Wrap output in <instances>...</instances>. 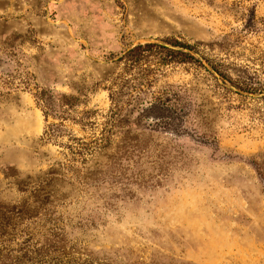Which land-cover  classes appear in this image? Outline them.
Here are the masks:
<instances>
[{
  "label": "rangeland",
  "instance_id": "374dc122",
  "mask_svg": "<svg viewBox=\"0 0 264 264\" xmlns=\"http://www.w3.org/2000/svg\"><path fill=\"white\" fill-rule=\"evenodd\" d=\"M165 38L264 82V0H0V264H264V94Z\"/></svg>",
  "mask_w": 264,
  "mask_h": 264
},
{
  "label": "trees",
  "instance_id": "16d2710c",
  "mask_svg": "<svg viewBox=\"0 0 264 264\" xmlns=\"http://www.w3.org/2000/svg\"><path fill=\"white\" fill-rule=\"evenodd\" d=\"M164 41L166 43H158V42L140 43L132 47L128 51H126L123 54V56H121L120 58V60L123 61L124 63L126 72L128 70L139 67L140 68L139 74H141L142 76L143 74H145L146 77H149L154 71L153 67L151 65H146L143 68L142 64L145 62L144 60L145 58L148 59L150 56L154 55L159 65H166L170 63L197 64L203 67L204 69H206L207 71H209L210 73L213 72V73H216L218 76H220L222 78L225 88L228 90H230V88L227 87L226 85L227 83L231 84L233 87H235L239 91H244V92H248L251 94H258V93L264 94V82H262L260 79L255 77L256 75L253 76L245 72L238 71V73H236V77H232L229 73L228 68L223 65L224 63L219 62V61L214 63V61L210 59V57L205 55L204 51H202L199 48V45L186 43V42L180 41L178 39H173V38H165ZM195 53L200 54V56H197ZM140 84L142 85V83ZM122 86H125V83H123ZM138 88L142 90L141 86H138ZM110 90H111L110 97L113 102V106L110 111H111V116H113V115L120 113L122 109L120 105V99L118 98V95L121 92L119 91V88L115 89L113 85L110 87ZM139 95H140V92H138L137 95H134V96L135 98H137ZM38 99H39L38 102L39 103L41 102L45 109V115L48 120L49 112H48V108L46 105L47 101H45V99H43L42 97ZM51 129L54 130V127L52 124H50L48 126V130L45 131L46 135L49 136L48 138H50L53 135V133L51 134ZM83 148H86V147H83ZM81 151L84 152L86 150L84 149ZM21 211L23 212V210ZM8 223L9 221H7V219L0 217V227H2V231H1L2 235H4V226ZM27 251H29V249H27ZM0 257H1V254H0ZM13 262L8 263L2 260V264H22L23 263V261H17V260L15 261L14 259H13Z\"/></svg>",
  "mask_w": 264,
  "mask_h": 264
}]
</instances>
